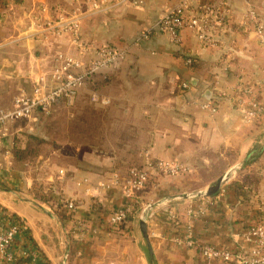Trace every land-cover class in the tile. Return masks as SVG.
Returning a JSON list of instances; mask_svg holds the SVG:
<instances>
[{
  "label": "crops",
  "instance_id": "obj_1",
  "mask_svg": "<svg viewBox=\"0 0 264 264\" xmlns=\"http://www.w3.org/2000/svg\"><path fill=\"white\" fill-rule=\"evenodd\" d=\"M141 1V6H120L86 20L82 38L97 45L125 46L177 0ZM205 2L229 12L219 47L201 48L188 32L176 46L164 35H152L133 48L124 63L78 92L75 111L69 115L74 140L63 125L61 137L50 140L53 148L38 156L40 166L25 170L10 152L12 137L39 130V121L19 120L10 127L11 136L0 141V210L25 223L27 235L16 238L15 253L27 241L35 264H204L198 249L175 243L188 225L200 245L234 249L240 243L257 206L264 204V117L245 124L237 105L240 97L247 105L264 101L263 52L252 26H242L248 6L257 10L264 25V0ZM52 4L0 0V109L8 108L19 93H30L34 74L43 67L48 70L55 54L76 55L67 37H28L36 12ZM187 58L194 59V67L185 64ZM183 82L190 85L185 92L179 87ZM214 86L223 96L211 115L199 105ZM56 106L38 114V120L53 114ZM68 119L64 116L63 121ZM157 160L182 163L188 172L170 178L151 174L137 196L140 211L126 224V232L106 230L111 212L124 203L114 180ZM216 168H222L220 175ZM226 175L220 185H225L224 194L219 187L208 197H181L205 192ZM34 184L74 203L75 222L64 228L49 208H37L29 197ZM234 186L247 188L246 197L237 198ZM201 204L207 211L191 221L187 211ZM148 207L145 229L151 255L139 227L141 212ZM76 221L95 233L74 230ZM15 264H31V259Z\"/></svg>",
  "mask_w": 264,
  "mask_h": 264
},
{
  "label": "built area",
  "instance_id": "obj_2",
  "mask_svg": "<svg viewBox=\"0 0 264 264\" xmlns=\"http://www.w3.org/2000/svg\"><path fill=\"white\" fill-rule=\"evenodd\" d=\"M67 4L70 5L68 11H58L55 7L52 10L47 6L41 7L33 18L28 37L43 41L67 37L76 55L55 54L48 64V70L43 67L34 74L30 93H19L8 108L0 109V141L10 135V127L19 120L36 122L38 114H48L55 105L71 106L78 92L86 84L124 63L130 51L150 39L152 35H164L170 44L176 46L181 43L183 34L188 32L201 48H216L222 44L219 35L224 34L229 26V12L224 6L217 8L205 0H177L171 7L163 9L156 20L127 45H97L82 38L81 29L86 20L123 5L141 6L142 1L68 0ZM248 25L252 26L264 56V25L259 20L257 10L250 6L242 22L243 27ZM191 63L190 58L185 60L187 66ZM179 87L185 92L189 90L190 85L183 82ZM209 92L210 99L203 100L199 107L213 115L219 107L217 98H221L223 94L216 86L211 87ZM237 105L241 109L245 124H251L264 117V101L258 104L253 100L248 106L240 97ZM187 172L188 168L182 163L162 160L148 163L144 167L131 168L125 177L114 180V184L121 189L124 203L111 212L106 225L111 228L126 222L134 203H137L138 194L143 190L151 174L170 178ZM220 193H225L224 184L220 187ZM61 206L69 213L75 212V205L71 201H61ZM206 211V206L201 204L196 209H189L187 216L192 221L204 215ZM0 217V264H15L28 258L31 259V264H35V253L27 249L29 247L27 241L26 246L18 253L13 251L16 238L27 235L23 220L2 211ZM73 229L95 233V230L87 228L81 221H76ZM175 243L185 248L198 249L204 264H264V204L257 206L254 222L243 232L240 243L234 249H219L211 245L198 244L192 238L190 225L187 226L185 235L175 238Z\"/></svg>",
  "mask_w": 264,
  "mask_h": 264
},
{
  "label": "trees",
  "instance_id": "obj_3",
  "mask_svg": "<svg viewBox=\"0 0 264 264\" xmlns=\"http://www.w3.org/2000/svg\"><path fill=\"white\" fill-rule=\"evenodd\" d=\"M48 1L53 2V4L51 6H49L50 10H52L53 7L57 8L58 11H65V10H68L70 8V5L67 4V2L61 3L57 0H48ZM192 61L193 62L191 63L190 68L194 67V65H195L194 59H192ZM101 76H103V75L100 74V77ZM221 99L222 98H217L218 103H219V101L221 102ZM20 136H22V138ZM36 139L37 138L29 132H23L18 137H15L13 139V141L11 143L10 152L12 154V158H13V161L15 162V164L18 165L22 162H25L27 160V157H26L27 154H29V153L34 154V152L32 151V148H31V144L28 141H32V140H36ZM252 155H254V154H252ZM216 170H217V175H220L222 173V168L221 169L216 168ZM247 181H248V179H247ZM234 192H235V196L237 198H241V197L245 198L246 195L248 194V189L244 188V186H234ZM29 197L35 203H37L39 205H44L47 208H49L53 217L64 228L69 227L70 226L69 223L74 222L77 218L75 213H69V212H67V210H65L61 206L62 200L57 199L56 197L44 192L42 185L34 184L33 187L31 188L30 192H29ZM1 210L4 214H8L3 209H1ZM139 211H140V206H139L138 202L137 203L135 202L134 208L128 214L127 220L125 223L111 227V228L106 226V230H109V232H116L118 234H124L126 232V224L128 222L133 221L135 219V217L137 216V213ZM69 236L74 237V234L71 232V233H69ZM74 239H71V241L69 243V245L71 247V253L74 252V246H73L74 241H75ZM70 254H69V256H70Z\"/></svg>",
  "mask_w": 264,
  "mask_h": 264
},
{
  "label": "rangeland",
  "instance_id": "obj_4",
  "mask_svg": "<svg viewBox=\"0 0 264 264\" xmlns=\"http://www.w3.org/2000/svg\"><path fill=\"white\" fill-rule=\"evenodd\" d=\"M65 11H68V10H65ZM111 12L112 11L105 13V14H99L97 16H104V15H107ZM97 16H95V17H97ZM76 101L77 100H75V102L71 106H64L62 104H59L58 106L54 107L55 112L53 114H49L47 116L45 115L40 120L33 122V123H37L39 121V125H38L39 130L37 129L36 131H32L33 130V128H32V130H30L31 132H29V131H27V128H25V130L27 132L33 134L37 139L32 140V141H28L31 144V148H32V151L34 152V154H31V153L27 154L26 155L27 160L25 162L20 163V165L23 169L32 170L33 168L40 166L39 162H37L38 156L46 155L48 153V151L53 148V145L50 144V140L59 139L61 137V135L63 133L61 131V128L63 125H64V130L66 128H68V129H66V131H68L67 134H69V136H70V134H72L73 136L71 138H72V140H74L75 130H70V128H71L70 124L74 123V119L70 118L69 115L74 113L75 108H76V104H75ZM61 109H67V110H65L66 112H64ZM64 116H67L69 118L66 122L63 121ZM26 124H28L27 121H26ZM24 127H25V125H24ZM29 128H30V126H28V129ZM18 136L14 135L12 137V139H14L15 137H18ZM20 137L22 138V136H20Z\"/></svg>",
  "mask_w": 264,
  "mask_h": 264
},
{
  "label": "water",
  "instance_id": "obj_5",
  "mask_svg": "<svg viewBox=\"0 0 264 264\" xmlns=\"http://www.w3.org/2000/svg\"><path fill=\"white\" fill-rule=\"evenodd\" d=\"M204 98L207 99V100L210 99V92L209 91L204 94ZM227 177L228 176L226 175L223 178H220L219 180H217V182L215 184H213L210 188H208V190L205 191V192H198V193H195V194H186V195L181 196V197H183V198H191V197L199 198V197L211 196V195L217 193V191L219 190L220 185L227 179ZM34 205L37 208H39L40 210H42V207L40 205H38V204H34ZM148 209H149V207L144 209L141 212L140 221H139V227H140L141 234H142L144 240L146 241L147 248H148V253H149V255H151V248H150L148 236H147L146 229H145V220H146V217H147Z\"/></svg>",
  "mask_w": 264,
  "mask_h": 264
}]
</instances>
